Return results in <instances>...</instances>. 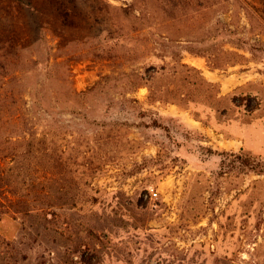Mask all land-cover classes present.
<instances>
[{
  "label": "rangeland",
  "instance_id": "1",
  "mask_svg": "<svg viewBox=\"0 0 264 264\" xmlns=\"http://www.w3.org/2000/svg\"><path fill=\"white\" fill-rule=\"evenodd\" d=\"M241 152L264 0H0V264H264Z\"/></svg>",
  "mask_w": 264,
  "mask_h": 264
},
{
  "label": "trees",
  "instance_id": "2",
  "mask_svg": "<svg viewBox=\"0 0 264 264\" xmlns=\"http://www.w3.org/2000/svg\"><path fill=\"white\" fill-rule=\"evenodd\" d=\"M229 163L237 164L239 169L245 172H253L258 175H264V158L254 156L249 153H222ZM224 160L222 161V163Z\"/></svg>",
  "mask_w": 264,
  "mask_h": 264
}]
</instances>
